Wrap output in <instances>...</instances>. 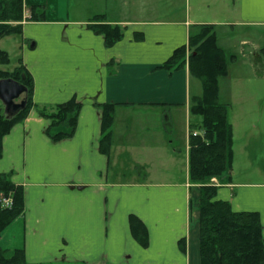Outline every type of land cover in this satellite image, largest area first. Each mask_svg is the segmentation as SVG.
<instances>
[{"label":"crops","instance_id":"obj_1","mask_svg":"<svg viewBox=\"0 0 264 264\" xmlns=\"http://www.w3.org/2000/svg\"><path fill=\"white\" fill-rule=\"evenodd\" d=\"M75 1L23 0L17 46L33 79V103L50 109L75 98L81 108L71 138L51 141L49 122L35 110L2 138L0 174L10 172L23 188L24 212L0 235V248L23 249L27 264H200L199 194L188 180V149L190 126L199 121L189 109L202 86L197 79L192 93L187 67H157L187 45L195 26L264 31V0H111L110 17ZM33 6L44 8L42 21L30 18ZM99 23L120 25L121 40L105 46L90 28ZM241 42L252 45L255 63L246 76L251 86L222 90L219 82L233 163L214 199L257 212L264 240V122L256 132L248 120H230L235 100L243 112L258 108L264 71L254 69L263 46ZM105 104L115 105L108 156L99 150ZM131 215L147 230L146 246L131 233Z\"/></svg>","mask_w":264,"mask_h":264},{"label":"trees","instance_id":"obj_2","mask_svg":"<svg viewBox=\"0 0 264 264\" xmlns=\"http://www.w3.org/2000/svg\"><path fill=\"white\" fill-rule=\"evenodd\" d=\"M102 15L95 16L96 20ZM30 18L44 19V8H30ZM23 19V0H0V38L20 33ZM16 23L15 25L11 24ZM104 38L110 47L121 40L123 28L114 24L90 26ZM264 62V46L260 50ZM235 56L218 45L214 26L200 25L190 29L187 45L173 51L157 69L173 73L187 67L191 77L202 86L201 95L192 98L189 112L199 119L190 131L201 134L189 137L188 180L198 187V245L200 264H264V240L259 214L253 211L236 212L228 202L215 200L216 178L220 184L230 180L233 163V129L228 119V106L217 100L219 79L228 75V64ZM8 55L0 51V62L7 63ZM12 78L27 88L26 107L12 117L0 109V157L2 138L17 123L22 122L30 110L47 120L45 134L53 142L71 138L76 129L81 103L72 98L64 103L46 108L32 101L33 79L19 64L12 71L0 70V79ZM114 104L102 105L99 150L109 155L113 125ZM11 173L0 174V235L24 212V190L11 180ZM10 198L9 206L3 199ZM133 237L142 245L147 244V230L134 215L129 219ZM179 248L185 253V240H179ZM0 264H27L23 249L7 251L0 248Z\"/></svg>","mask_w":264,"mask_h":264},{"label":"rangeland","instance_id":"obj_3","mask_svg":"<svg viewBox=\"0 0 264 264\" xmlns=\"http://www.w3.org/2000/svg\"><path fill=\"white\" fill-rule=\"evenodd\" d=\"M74 4L77 3L75 0H71ZM85 4H87V7L90 9L100 12L99 14H103L105 17H110L112 15L111 12V0H82ZM113 3L115 1H112ZM122 3V2H120ZM118 5V3H117ZM122 6V4H120ZM102 11V12H101ZM71 18H75V14L72 13L70 15ZM11 24H15L12 23ZM218 36V45L223 48L228 54L234 55L235 60L233 62H230L228 64V75L226 78H220L219 82L221 85L222 90L228 89L230 87H233L234 89L240 86L249 87L251 86L250 82L246 81V76L249 75V64L250 61L255 63V57L249 53V48L252 46L250 43H242L241 41L248 40L249 42L251 40L258 41L259 45L264 46V31L262 28H248V27H228L227 29H221L218 32H216ZM19 42V37L17 35H11V36H5L0 38V51H4L8 54L9 61L7 63H1L0 62V70L2 71H12L15 67L19 64V50L17 43ZM259 56V66L260 69L258 70L255 68V71H264V62H262L260 57V50L258 51ZM250 67H253V65H250ZM262 69V70H261ZM252 71V70H251ZM243 79L244 82H240V80ZM193 82V90L192 93L195 91V87L198 84V80L192 79ZM261 84L258 86L261 90V100L259 101L258 108L254 109V111L251 112H243L241 110L240 105L235 100V104L233 105V110L230 111V120L233 119L235 121H249L248 125L254 124L257 126V129H254L253 131H258L259 129H262L263 122H264V78L261 79ZM255 87V85H254ZM220 103V102H219ZM255 105V102H254ZM0 109L4 110L3 105L0 102ZM239 112H237V110ZM182 163L177 162V168H176V176L180 177L182 172ZM135 170L133 173L135 174ZM132 173V175H134ZM136 175V174H135ZM170 175L163 176L165 179H168ZM141 177V174H140ZM213 179V178H211ZM210 179V182H211ZM216 179V178H215ZM217 184H220L219 181L216 179ZM212 183V182H211ZM214 184V183H212Z\"/></svg>","mask_w":264,"mask_h":264},{"label":"water","instance_id":"obj_4","mask_svg":"<svg viewBox=\"0 0 264 264\" xmlns=\"http://www.w3.org/2000/svg\"><path fill=\"white\" fill-rule=\"evenodd\" d=\"M27 88L22 83L12 79H0V102L7 117H12L26 107Z\"/></svg>","mask_w":264,"mask_h":264},{"label":"built area","instance_id":"obj_5","mask_svg":"<svg viewBox=\"0 0 264 264\" xmlns=\"http://www.w3.org/2000/svg\"><path fill=\"white\" fill-rule=\"evenodd\" d=\"M199 134H201L200 131H190V132H189V137H190V135H191V136H197V135H199ZM211 182L214 183V185H218V184H217V181H216L215 178L211 179ZM10 203H11L10 198H8V199H3V206H9Z\"/></svg>","mask_w":264,"mask_h":264}]
</instances>
